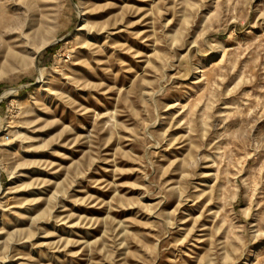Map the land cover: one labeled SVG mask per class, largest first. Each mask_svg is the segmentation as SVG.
<instances>
[{"label": "rangeland", "instance_id": "1", "mask_svg": "<svg viewBox=\"0 0 264 264\" xmlns=\"http://www.w3.org/2000/svg\"><path fill=\"white\" fill-rule=\"evenodd\" d=\"M0 264H264V0H0Z\"/></svg>", "mask_w": 264, "mask_h": 264}, {"label": "built area", "instance_id": "2", "mask_svg": "<svg viewBox=\"0 0 264 264\" xmlns=\"http://www.w3.org/2000/svg\"><path fill=\"white\" fill-rule=\"evenodd\" d=\"M5 137H6V139H9V136L8 135H6Z\"/></svg>", "mask_w": 264, "mask_h": 264}]
</instances>
